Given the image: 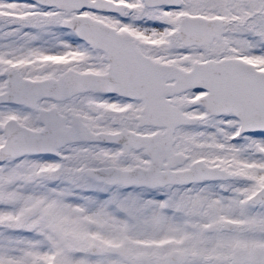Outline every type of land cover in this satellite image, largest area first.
Wrapping results in <instances>:
<instances>
[{
    "label": "snow or ice",
    "instance_id": "6c2138e0",
    "mask_svg": "<svg viewBox=\"0 0 264 264\" xmlns=\"http://www.w3.org/2000/svg\"><path fill=\"white\" fill-rule=\"evenodd\" d=\"M0 264H264V0H0Z\"/></svg>",
    "mask_w": 264,
    "mask_h": 264
}]
</instances>
